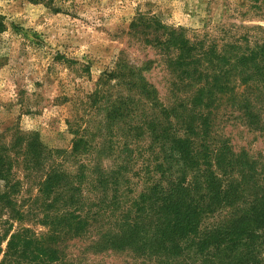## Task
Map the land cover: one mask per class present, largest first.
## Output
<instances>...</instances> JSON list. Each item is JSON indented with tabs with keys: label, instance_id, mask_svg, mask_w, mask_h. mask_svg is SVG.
<instances>
[{
	"label": "trees",
	"instance_id": "trees-1",
	"mask_svg": "<svg viewBox=\"0 0 264 264\" xmlns=\"http://www.w3.org/2000/svg\"><path fill=\"white\" fill-rule=\"evenodd\" d=\"M146 23L137 20L131 30H146ZM158 29L142 36L166 52L168 98L159 96L141 69L120 63L116 76L126 94L105 114L107 134L122 129L130 156L131 145L148 142L145 150L154 159L151 167L143 166L142 191L128 194L127 166L122 164L93 180L82 165L74 178L53 167L27 207L17 200L18 182L9 180L11 166L0 154V264H88L70 253L74 240H89L85 250L94 255L128 251L134 258L130 264L137 259L152 264H264V177L254 179L247 161L215 129L219 107L242 111L249 127L261 116L264 108L246 98L232 104V94L244 69L248 96L263 94L256 84L264 79V43L231 57L227 70L225 63L213 66L214 61L225 62L215 49L198 52L181 34L159 35ZM164 34L167 39L160 42ZM82 137L76 136L73 153L88 151ZM44 151L34 137L27 146V155L36 159L34 167ZM31 221L45 231L34 232L27 225Z\"/></svg>",
	"mask_w": 264,
	"mask_h": 264
},
{
	"label": "rangeland",
	"instance_id": "rangeland-1",
	"mask_svg": "<svg viewBox=\"0 0 264 264\" xmlns=\"http://www.w3.org/2000/svg\"><path fill=\"white\" fill-rule=\"evenodd\" d=\"M137 20L146 21L148 28L131 30ZM156 27L159 35L181 34L198 52L215 49L225 62L214 61L213 66L225 63L228 70L231 57L264 43V0H0V154L11 166L9 180L18 182V201L32 207L30 202L51 169L74 178L81 165L88 180L127 166L128 194L142 191L143 166L151 167L154 159L145 150L148 142L131 145L130 156L126 138L119 133L122 129L107 134L105 114L126 94L116 76L120 63L141 69L159 96L168 98L166 52L162 46L145 43L142 36L148 31L154 35ZM159 37L160 42L167 39L165 34ZM239 77L243 83L238 84ZM235 82L232 104L246 98L264 108V79L256 84L263 94L256 96L247 94L245 69ZM215 113L217 134L243 156L252 177L262 179L264 109L251 127L243 112L229 105ZM82 135L88 151L73 153L75 138ZM34 137L45 148L38 167L27 155ZM3 185L0 181V190ZM27 225L36 233L45 231L32 221ZM74 242L76 247L69 250L81 263L130 264L134 259L128 251L94 255L85 250L89 240L70 244Z\"/></svg>",
	"mask_w": 264,
	"mask_h": 264
}]
</instances>
